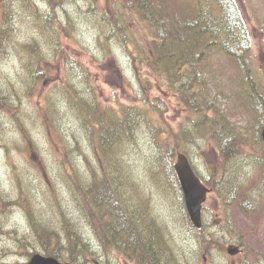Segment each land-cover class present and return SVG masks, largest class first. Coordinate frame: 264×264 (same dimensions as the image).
<instances>
[{
  "label": "rangeland",
  "instance_id": "374dc122",
  "mask_svg": "<svg viewBox=\"0 0 264 264\" xmlns=\"http://www.w3.org/2000/svg\"><path fill=\"white\" fill-rule=\"evenodd\" d=\"M235 1L248 29L251 73L263 92L264 0ZM53 3L57 6L55 12L51 10ZM105 3L106 0H15L14 11L7 15L9 2L0 0L1 21L9 25L14 20L16 27L15 43L10 42L7 51H0V98L5 99L4 93L9 97L8 107H0V252L8 250L0 254V264H18L22 260L23 255L12 249L19 247L23 236L31 241V252L45 253L44 243L35 238L39 235H34L27 209L36 220L61 233L58 211L63 210L95 247L96 253L87 264L107 263L71 188L73 179L75 183L78 179L88 182L102 175L104 167L108 169L106 152L91 141L83 115L78 117L65 88L75 85L79 97H90L105 109L141 99L144 79L146 85L157 84L152 92L164 97L165 121L179 132L194 168L213 188L204 203L202 228H197L206 238L207 250L202 247L199 232L188 223L182 208L184 198L182 202L176 187L169 189L157 179L158 146L155 150L145 125L137 130L134 143L128 140L119 149L121 166L115 172L135 185L137 195L149 197L151 213L174 248L177 264H264L263 171L248 157L222 159L224 151L218 142L211 143L210 136L215 139V133L207 129L205 134L196 130L195 141L187 140L188 127L198 116L146 67L138 77L135 75L128 53L115 39H107L101 28ZM35 9L39 11L36 15L32 14ZM46 15L56 22L45 21ZM54 29L60 31L59 36ZM142 38L149 42L147 36ZM56 41L60 42L54 49ZM61 47L66 56L58 54ZM221 58L225 73L231 72L233 64L227 57ZM36 67L41 68L39 80L31 78ZM237 74L233 70L230 75L234 78ZM256 93L247 98L249 103H257ZM227 108L234 109L230 101ZM229 117L234 126L246 124L234 112ZM239 126L235 128L242 131ZM103 131L110 137L105 145L108 150L112 145L111 129L107 125ZM253 133L250 127L248 137L252 138ZM116 152L112 147V160ZM174 182L173 177L169 183ZM2 239L8 242L3 245ZM234 248H238L237 253L231 252ZM63 253L59 258L65 261ZM108 263L132 264L118 255Z\"/></svg>",
  "mask_w": 264,
  "mask_h": 264
},
{
  "label": "trees",
  "instance_id": "16d2710c",
  "mask_svg": "<svg viewBox=\"0 0 264 264\" xmlns=\"http://www.w3.org/2000/svg\"><path fill=\"white\" fill-rule=\"evenodd\" d=\"M103 9L106 13L101 11V28L104 27L102 30L106 32L107 39H115L128 53L136 75L139 76L141 69L146 67L168 86L167 89L175 91L182 105L198 116L188 127L185 134L187 140L195 141L196 130L204 133L207 129L216 134L212 133L215 139L209 133L207 135L211 143H219L224 151L222 159L248 157L264 173V141L261 138L264 91L257 88L251 73L248 29L237 2L106 0ZM11 11L13 7L8 5L7 15ZM89 11L92 12V8ZM104 14L106 17H103ZM8 23L2 22L0 16V51H7L9 43L12 45L15 39L14 24ZM143 36L148 37V43ZM221 56L227 57L233 64L232 69L238 73L234 78L230 75L233 70L225 73L226 66L220 63L223 60ZM40 74L41 68L36 67L31 78L39 80ZM156 88L157 84L146 85L144 79L141 87L143 97L138 102L105 109H101L97 101L79 97L75 85L71 88V84H68L65 88L71 96L69 101L76 114L83 115V125L88 129L91 141L106 152L108 169L104 167L102 175L94 176L88 182L78 179L75 183L73 179L71 188L73 186V194L78 207L81 205L84 221L95 233L98 247L107 262L118 255L132 264H177L174 248L151 213L149 197L137 195L135 185L115 172L121 166L117 157L119 149L128 140L134 143L137 130L145 125L154 140L155 150L158 146L157 179H161L160 183L169 189L176 187L183 200L174 162L178 151L187 150L179 132L165 121L167 104L163 96L152 92ZM256 89L260 92L256 93ZM252 93H256V104L247 101L248 97L253 96ZM4 96V100L0 98V107L7 108L9 97L5 93ZM229 101L234 109L228 110ZM232 112L237 114L240 121L245 120L246 124L243 122L241 127L236 123L234 126L229 117ZM107 125L112 133L110 145L117 150L115 160L110 154L112 145L108 150L105 148L110 138L103 131ZM238 126L242 131L235 128ZM250 127L254 132L251 135L253 139L247 134ZM173 177L175 182L170 184ZM54 203H57L56 199ZM182 208L191 229L193 227L195 229L192 230L199 232L202 247L207 250L204 243L206 238L188 218L183 203ZM58 212L63 233L49 224L36 221L37 235H41L48 253L57 256L63 249L65 259L87 264L90 256L96 253L95 247L68 214L63 210Z\"/></svg>",
  "mask_w": 264,
  "mask_h": 264
},
{
  "label": "water",
  "instance_id": "95a60500",
  "mask_svg": "<svg viewBox=\"0 0 264 264\" xmlns=\"http://www.w3.org/2000/svg\"><path fill=\"white\" fill-rule=\"evenodd\" d=\"M264 139V127L262 130ZM175 169L180 179L182 189L184 191L185 203L191 220L197 227L202 226V207L207 199L208 191L210 190L201 179L195 174L187 155L183 152L178 153L175 162ZM232 253H237L238 248L231 249ZM29 264H75L61 263L58 259L52 256H43L35 254Z\"/></svg>",
  "mask_w": 264,
  "mask_h": 264
},
{
  "label": "flooded vegetation",
  "instance_id": "af4514ba",
  "mask_svg": "<svg viewBox=\"0 0 264 264\" xmlns=\"http://www.w3.org/2000/svg\"><path fill=\"white\" fill-rule=\"evenodd\" d=\"M212 188V187H211ZM21 199V198H20ZM20 199H16L15 201L17 200H20ZM27 215H28V218H29V222L31 223V226L33 227V230H34V235H35V225H34V220H33V216H32V213L30 211V209H27ZM7 234V233H5ZM8 235V234H7ZM18 240L20 239L19 237H17ZM26 237L23 236L22 237V241L19 242V247L16 248V249H12L13 252H16L17 254H22L23 257H22V260L20 262H18V264H25V262L27 261V264H29L32 256L35 254V252H31V249H30V246L32 245L31 241L29 239H25ZM36 238V236H35ZM37 240V239H36ZM15 241V240H14ZM2 244L5 245L8 241H5V239H2ZM11 242V241H10ZM9 242V243H10ZM16 242V241H15ZM8 243V244H9ZM18 244V242H16ZM6 248H4L0 254H3V253H6L8 252V250H5ZM5 250V251H4ZM32 253V254H31ZM28 255V256H27ZM2 262V261H1ZM22 262V263H21Z\"/></svg>",
  "mask_w": 264,
  "mask_h": 264
},
{
  "label": "bare ground",
  "instance_id": "6f19581e",
  "mask_svg": "<svg viewBox=\"0 0 264 264\" xmlns=\"http://www.w3.org/2000/svg\"><path fill=\"white\" fill-rule=\"evenodd\" d=\"M62 246L65 247L64 244H62ZM64 249H65V248H64Z\"/></svg>",
  "mask_w": 264,
  "mask_h": 264
}]
</instances>
